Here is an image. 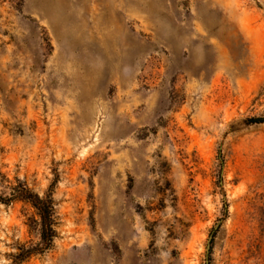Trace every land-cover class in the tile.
<instances>
[{"label":"rangeland","instance_id":"obj_1","mask_svg":"<svg viewBox=\"0 0 264 264\" xmlns=\"http://www.w3.org/2000/svg\"><path fill=\"white\" fill-rule=\"evenodd\" d=\"M22 185L57 234L17 263L41 217L0 200V264H264V0H0Z\"/></svg>","mask_w":264,"mask_h":264},{"label":"trees","instance_id":"obj_2","mask_svg":"<svg viewBox=\"0 0 264 264\" xmlns=\"http://www.w3.org/2000/svg\"><path fill=\"white\" fill-rule=\"evenodd\" d=\"M18 197L27 199L38 210L41 217V244L36 248H23L21 253L17 256V263L24 258L29 257L35 251L43 252L50 249L57 234L55 228L54 201L51 196L40 197L33 193L29 188L22 185L19 188H15L10 196L0 195V200L8 202Z\"/></svg>","mask_w":264,"mask_h":264},{"label":"water","instance_id":"obj_3","mask_svg":"<svg viewBox=\"0 0 264 264\" xmlns=\"http://www.w3.org/2000/svg\"><path fill=\"white\" fill-rule=\"evenodd\" d=\"M263 118H255V119H252V121H260V120H262ZM219 227V226H218ZM212 239H213V235L211 236V238H210V243H209V246H208V251L210 250V248H211V241H212ZM207 264H209V260H207Z\"/></svg>","mask_w":264,"mask_h":264}]
</instances>
